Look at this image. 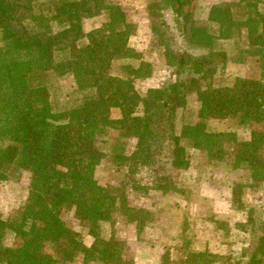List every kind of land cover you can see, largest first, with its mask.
Returning a JSON list of instances; mask_svg holds the SVG:
<instances>
[{
	"label": "trees",
	"instance_id": "16d2710c",
	"mask_svg": "<svg viewBox=\"0 0 264 264\" xmlns=\"http://www.w3.org/2000/svg\"><path fill=\"white\" fill-rule=\"evenodd\" d=\"M192 1L147 5L151 18L161 20L151 29L163 45L170 73L165 83L140 96L134 81L150 77L153 67L128 45L133 26L121 6L105 0H0V142H6L0 145V180L30 173L26 203L17 210L19 220L8 223L0 215V264H68L78 256L83 264H133L120 240L99 236L100 224L115 214L139 222L144 212L95 176L103 156L97 138L105 132L114 130L122 140L111 149L110 160L117 167H146L158 177L164 170L186 169V140L213 163L223 158L232 167L250 170L253 178L262 176L264 13L256 5L264 0L247 1L243 19L233 16L238 2L212 4L208 20L218 26L216 34L184 19ZM99 13L106 19L85 32L82 19ZM169 13L172 25L165 18ZM241 29L251 43L247 55L259 60L261 76H237L231 85L215 86L218 64L227 60L216 40L231 39L234 30ZM176 36L183 48L174 46ZM67 74L81 97L58 110L50 102L47 82ZM189 94L198 102L197 120L178 133L175 116ZM113 108L117 117L111 115ZM229 116L249 127V139H238L234 131L209 130V119ZM155 188L173 189L164 183ZM66 208L74 210L94 238L90 246L63 220ZM9 228L13 243L5 235ZM48 241L51 251L45 250ZM253 249H247L252 253L246 264H264L257 257L264 256V231Z\"/></svg>",
	"mask_w": 264,
	"mask_h": 264
},
{
	"label": "rangeland",
	"instance_id": "374dc122",
	"mask_svg": "<svg viewBox=\"0 0 264 264\" xmlns=\"http://www.w3.org/2000/svg\"><path fill=\"white\" fill-rule=\"evenodd\" d=\"M157 1L159 0H105L108 4L111 3L121 6V8L127 13L128 18L130 19L129 22L133 26V33L130 37L132 46L130 47L139 54L140 60L142 58V61H149L154 67V73H152L150 77L136 79L134 81V86L140 96L145 94L148 87H157L165 83L168 80L170 73V67L166 64L163 56V45L160 43L158 36L151 31L153 23L154 25L160 24L161 20L157 16H155V18H149L146 12L147 5L151 2ZM215 1H225L230 3L238 2V6L232 7L234 13L233 16L236 19H243L245 17V9L243 6L247 1L249 2L252 0H193L187 7L184 19L187 21L193 20L197 25L204 26L210 33L216 34L218 26L208 20L209 8ZM256 7L261 13H264V2H259ZM165 18H167L168 23L172 25V14L169 13ZM105 19L106 17L103 13L84 18L82 19L83 30L87 32L92 28L99 26ZM172 28H174V26ZM53 29L57 30L58 28ZM176 34L177 33H175V35ZM247 36L248 34L246 30L241 29L234 30L233 38L231 39L216 40V47L227 53V60L224 63L218 64L214 77L215 86L231 85L237 76H261L260 69L256 68L258 65L257 61L259 60L255 61L257 58L253 59L251 56L247 55V50L251 47V43H249ZM173 44H175L174 46L176 47L178 44L182 45V48L184 46L182 39L177 36ZM193 52L201 53V51L198 50H193ZM126 62H134L138 64L139 60L127 59ZM118 63L119 62L116 61L113 64V71H116V65ZM69 76L70 75L68 74L62 77L53 76L47 82L49 99L55 109L59 110V105H72L81 97V94L75 90V87L71 82L72 79ZM197 109L198 102L196 96L194 94H189L187 96L186 106L179 108L175 116V129L178 133L181 132L183 125L193 123L197 120ZM111 112L112 117H117L119 115L118 109L116 108H113ZM207 124L209 130L234 131L240 140L245 137L248 138L249 135V127L239 124L236 116H229L224 119H209ZM97 139L99 147L103 151V156L100 164L96 168L95 176L100 184L111 187L114 189L115 193H123L130 206L136 208L139 207L138 209L144 211L140 212L141 217L139 222H135L139 231L138 237L143 238L144 241L151 240L153 231H155L157 226L161 229L162 236L168 235L172 216H176V214L173 213L169 214L171 208L174 210L175 208L177 209L176 211L180 217V220L178 221L183 220L186 222L188 228L192 226L196 228L201 220L204 219L202 223H204L210 238L215 239L218 242L221 241L222 243L232 241L234 244L236 241V243H238L236 248L232 245L228 247L223 245L221 248L216 247V250L219 252L227 248L225 252L230 251L231 255H233V259L240 257L245 247H247L246 249L250 248V236H258L264 231V227L262 226V224H264V195L261 196L260 194L264 190V185L262 182L255 180L256 182L251 183V187L245 189V187L249 185L246 182L247 169L245 167H232L227 164L223 158L219 161L214 160L213 163L206 159L203 152L193 149L188 141L183 140L182 144L186 149L189 160L191 161L192 169H186V171L184 169L164 170L161 171V177H158L155 174V171L146 167H132L130 165L117 167L115 163L110 160V156L113 153L111 149H117L119 145L118 141H122L116 131L113 130L100 134ZM4 143L6 142H0V145H4ZM129 150L130 145H126V151ZM29 181L30 173L27 171H21L17 176L0 180V215L3 219L7 220L8 223L19 220L17 218V210L21 209L26 203ZM231 181L238 182L233 185ZM161 183H164L167 187L173 188L167 191L160 189L164 192V196H166L162 199L160 198V195L155 194L152 189L158 184L161 185ZM175 192L176 194L187 196L189 198L200 197V200L203 198L204 200L202 204L204 206V212L201 214L197 212L190 213L185 210L183 208V198L180 196L174 198ZM246 199H249V201L247 202ZM211 200L218 201V206L220 210L223 211L222 213H219L222 219L214 218L213 213L207 211L205 205ZM197 205H199V203H197ZM247 207L252 209L253 217L245 222L247 230L242 229L245 233L240 234L235 231L237 236L240 235L236 239L237 236H233V232H229L231 231L229 224H234L235 221L240 222L241 217L245 218L246 212L249 209ZM231 211H233V214L237 213L233 220L229 219V215L227 214ZM186 213L189 214L183 218L182 215H185ZM62 217L69 227L79 233L83 243L94 241V238L89 235L88 230L81 227L79 219L73 209H64ZM193 219L195 220L194 222ZM252 220L253 223H250ZM126 223L127 221L125 217L120 213L115 214L110 221H105L100 224L99 236L103 239H108L113 235L116 239L121 241L124 256L131 258L130 256L133 255L131 242L134 238V234L128 230V227H130L128 225H124L125 227L123 229L122 226ZM251 225H255L254 230L252 231L250 228ZM233 227L234 230L239 228L237 225H233ZM182 231V222H180L177 236L184 240V237H182L184 232ZM216 233H220V236L223 235V237L218 238ZM5 235L8 238L7 240L11 242L14 241V235L11 228L6 230ZM187 236L188 233L186 232L185 239ZM176 238L177 237L175 236V239ZM253 238L254 237H252V239ZM15 242H17V240ZM186 245L181 249L182 256L177 255L176 258L174 257L171 264H183L182 259L187 258L184 257V252L189 251V246ZM212 245L213 243H208V247H212ZM166 248L167 245L159 252L161 259H167L168 254L173 256V249H176V247L173 248V246L168 247V249ZM52 249L53 246L51 242L48 241L45 245V250L51 251ZM209 255L211 254L205 252V254L201 256V259L203 261L210 260ZM187 259H190V256ZM196 260L199 259L197 258ZM68 264H83L82 256L76 257ZM218 264H232V262L226 261ZM236 264H246V260H240Z\"/></svg>",
	"mask_w": 264,
	"mask_h": 264
},
{
	"label": "crops",
	"instance_id": "0c3cea01",
	"mask_svg": "<svg viewBox=\"0 0 264 264\" xmlns=\"http://www.w3.org/2000/svg\"><path fill=\"white\" fill-rule=\"evenodd\" d=\"M217 3H220V2L219 1H215L212 4H217ZM147 16L149 18H151V16L148 14V12H147ZM126 18H127V21H130V19L127 16V13H126ZM213 34H215V33H213ZM128 45L132 46L131 38H129V40H128ZM152 67H153V65H152ZM153 71H154V67H153ZM159 86H157V87H159ZM249 138H250V130H249L248 138L245 137L243 139L247 140ZM199 151H201V150H199ZM201 152H203L205 154L204 151H201ZM263 154H264V152H263ZM190 168H191V161H190V164H189L188 168H186V169L189 170ZM186 169H184V170L186 171ZM246 171H247L246 172V174H247V181L246 182L249 185L246 186L245 189L251 187L250 186L251 183L256 182L255 180H257L259 182H262L263 185H264V172H263L262 176H257L256 178H253L252 175H251V171L248 170V169ZM235 173L238 174L237 172H235ZM237 182L238 181H231V183L233 185H235V183H237ZM152 189L155 192V194H159L160 195L161 199L163 197H166V196H164V192L161 191L160 189H156V188H152ZM150 190H148V191H150ZM253 194H254V192H253ZM260 194H261V196L264 195V190ZM174 195H175L174 198H176V196H180V197L183 198V203H184L183 208L185 210L189 211L190 213L191 212H197V213L201 214V213L204 212V206L202 204V202L204 200L203 198H201V200H200V197L199 198L198 197L197 198H194V197L189 198L187 196H181L180 194H176V192L174 193ZM246 200H247V202L249 201V199H246ZM197 203H199V205H197ZM174 205H176V204H174ZM205 207L207 208V211L213 213L214 218L222 219L219 213H222L223 211L220 210L217 200H215V201L211 200L208 204L205 205ZM247 208H249L247 212L246 211H242V212H246V217L245 218L241 217V221L240 222L235 221L234 224L233 223L229 224V228H231V231H229V232H233V236H237L235 231L239 232L240 234H243V233H245L244 230H247L245 222L248 221L250 217H253L252 209L250 207H247ZM176 210H177L176 208H175V210L173 208H171L169 210V214H172V213L176 214V216H172V222L169 225V233H168L169 236L168 235L167 236H162L161 229H159V226H157L155 231H153L151 240H149V241L145 240L144 241L143 238H139L138 237L139 236V233H138L139 231H138L137 224H135V222L134 223L133 222H127L126 224H123V226H122L123 229L125 227L124 225H128V226H130V227H128V230L131 231L134 234V238H133V240L131 242V246H132V249H133V255L130 256L132 261H133V264H171L172 260H174V257L176 258L177 255L182 256L181 249L183 247H185L186 244H188L186 246H189V251H185L184 252V257L188 258L190 256V259H187V258L186 259H182L183 264H210V263L218 264V263H224L226 261H230V262H232V264H236L240 260H244L245 259L246 261H248V258L250 256V254L252 253V251H251V253H248L249 251L247 252V249H246L247 247H245L243 249V251H242L243 253L241 254V256L236 258V259H233V255H231L230 251L225 252L227 248L225 250H223V251L221 250V252L217 251L216 247H220L221 248V247H223V245H225L226 247L232 245L234 248H236V245H238V243H236V241H235L234 244L232 243V241L231 242H227V243H222L221 241L218 242L217 240L210 238L208 233H207V230H206V227H205L204 223H202V221L204 219L201 220V222L199 223V225H197L196 228H194L193 226L188 228V226H186L187 225L186 222H184L183 220L182 221H178V220H180L179 219L180 217L178 216V212ZM188 214L189 213H186L185 215H182L183 218L185 216H187ZM227 214L229 215V219L233 220L235 214H237V213L233 214V211H231V212H228ZM192 216H193V214H192ZM194 221L195 220L193 219V222ZM180 222H182V230H183L182 232H184L182 237H184V240L182 238H178V236H177L178 235V228L180 226ZM241 222H242V224H241ZM233 225H237L239 228L234 230ZM254 226L255 225H251V227H250L251 231L254 230ZM192 228H194V229H192ZM242 229H244V230H242ZM186 232L188 233V236L185 239V233ZM175 233H176V235H175ZM216 235H217L218 238H222L223 237V235L220 236V233H216ZM175 236L177 237L176 239H175ZM239 236L240 235H238L236 237V239ZM250 237H251V239H249L250 240L249 241L250 248H252V249L254 247L256 248L258 236L255 235V236H250ZM252 237H254V238L252 239ZM183 241H184V243H183ZM208 243H213L212 247H208ZM83 244L88 247V246H90L92 244V242L91 241L84 242ZM166 245H167L166 249H168V247H170V246L171 247L173 246V248L176 247V249H173V252H172L173 256H170L168 254L169 257L167 256V259L166 258H164V259L162 258L161 259L160 255H159V252H160L161 249H164V246H166ZM244 245H246V244H244ZM253 251H254V249H253ZM205 252H208V253L211 254V255H209L210 260L208 259V261H203L201 259V256L203 254H205ZM257 257H258V259H260V258L263 259L264 258V256L262 254H260V253H257ZM197 258L199 260H196ZM263 262H264V260H263Z\"/></svg>",
	"mask_w": 264,
	"mask_h": 264
}]
</instances>
